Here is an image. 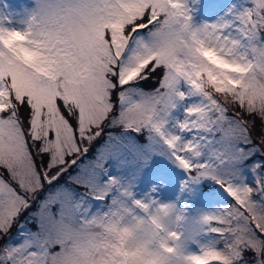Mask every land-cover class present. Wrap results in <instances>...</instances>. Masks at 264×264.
Instances as JSON below:
<instances>
[{
	"label": "snow or ice",
	"instance_id": "1",
	"mask_svg": "<svg viewBox=\"0 0 264 264\" xmlns=\"http://www.w3.org/2000/svg\"><path fill=\"white\" fill-rule=\"evenodd\" d=\"M202 7L0 0V264H264V0Z\"/></svg>",
	"mask_w": 264,
	"mask_h": 264
},
{
	"label": "rangeland",
	"instance_id": "2",
	"mask_svg": "<svg viewBox=\"0 0 264 264\" xmlns=\"http://www.w3.org/2000/svg\"><path fill=\"white\" fill-rule=\"evenodd\" d=\"M229 0H221L219 4H214L213 0H201V4L203 7L197 12L196 19L202 20V19H214L215 14H219L220 10L222 9L223 5L225 3H228ZM9 3L15 6H19L23 3H28V0H9ZM145 87H151V83L144 85ZM166 196H171L172 192L169 191L167 193H164Z\"/></svg>",
	"mask_w": 264,
	"mask_h": 264
}]
</instances>
